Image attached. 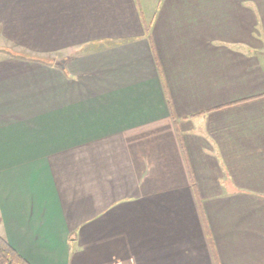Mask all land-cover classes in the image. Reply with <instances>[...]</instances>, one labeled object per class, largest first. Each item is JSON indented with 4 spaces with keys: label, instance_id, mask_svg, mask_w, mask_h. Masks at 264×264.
I'll use <instances>...</instances> for the list:
<instances>
[{
    "label": "crops",
    "instance_id": "0c3cea01",
    "mask_svg": "<svg viewBox=\"0 0 264 264\" xmlns=\"http://www.w3.org/2000/svg\"><path fill=\"white\" fill-rule=\"evenodd\" d=\"M0 236L29 264H264V0H0ZM13 49V48H12Z\"/></svg>",
    "mask_w": 264,
    "mask_h": 264
},
{
    "label": "trees",
    "instance_id": "16d2710c",
    "mask_svg": "<svg viewBox=\"0 0 264 264\" xmlns=\"http://www.w3.org/2000/svg\"><path fill=\"white\" fill-rule=\"evenodd\" d=\"M1 49V48H0ZM0 264H29L0 236Z\"/></svg>",
    "mask_w": 264,
    "mask_h": 264
},
{
    "label": "rangeland",
    "instance_id": "374dc122",
    "mask_svg": "<svg viewBox=\"0 0 264 264\" xmlns=\"http://www.w3.org/2000/svg\"><path fill=\"white\" fill-rule=\"evenodd\" d=\"M20 40L21 39H19V41H17V42H10V41H7L4 37V38H2V40H0V44L1 45H6V44L10 45L13 49L12 48H8V49L14 53L23 54V55L27 54V53L29 54L30 52H28L26 49L23 48L24 42L21 43Z\"/></svg>",
    "mask_w": 264,
    "mask_h": 264
}]
</instances>
